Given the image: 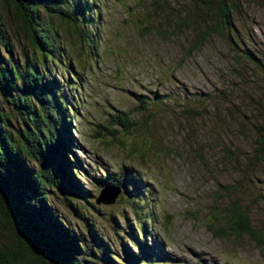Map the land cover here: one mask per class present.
<instances>
[{"label": "rangeland", "instance_id": "rangeland-1", "mask_svg": "<svg viewBox=\"0 0 264 264\" xmlns=\"http://www.w3.org/2000/svg\"><path fill=\"white\" fill-rule=\"evenodd\" d=\"M230 1L232 26L196 50L214 25L216 0H85L92 54L54 23L63 57L45 76L55 95L71 90L65 173L78 188L52 174L62 186H46V198L81 240L86 264H104L102 256L110 264H264V0ZM0 13L20 62L29 45L1 5ZM67 59L77 90L56 77ZM82 63L92 66L74 68ZM9 111L0 95V112ZM117 111L130 132L112 125ZM106 182L121 191L113 203L96 204ZM233 205L259 246L209 231ZM5 239L0 231V245Z\"/></svg>", "mask_w": 264, "mask_h": 264}, {"label": "trees", "instance_id": "trees-1", "mask_svg": "<svg viewBox=\"0 0 264 264\" xmlns=\"http://www.w3.org/2000/svg\"><path fill=\"white\" fill-rule=\"evenodd\" d=\"M88 4L85 0H0L30 48L29 53L21 55L20 62L10 55L6 22L0 13V95L10 106L8 115L0 112V231L6 236L0 245V264H86L81 240L53 213L46 198V186H62L54 183L52 174L70 188L78 185L65 173L71 161L65 144L70 119L65 111L69 110L66 94L71 90H66L63 97L55 95L56 83L45 72L58 55L63 57L54 23L71 32L77 47L85 45L93 53L94 31L85 10ZM232 9L230 0H216L214 25L198 36L190 50H196L208 36L232 26ZM70 62L61 61L62 74L56 77L65 81L64 85L73 82L69 86L77 90V75L66 70L72 69ZM76 66L89 69L92 63L74 65L75 69ZM110 120L113 126L130 132L132 124L120 111ZM104 130L109 135L113 133ZM263 144L264 140L259 139L258 145ZM30 161L38 168L32 169ZM106 184L121 191L117 184ZM219 220L221 226L208 227L214 237L229 232L235 237L245 235L258 246L262 241L237 205L225 210ZM140 248L134 244V249ZM100 261L110 264L108 256H102Z\"/></svg>", "mask_w": 264, "mask_h": 264}, {"label": "water", "instance_id": "water-1", "mask_svg": "<svg viewBox=\"0 0 264 264\" xmlns=\"http://www.w3.org/2000/svg\"><path fill=\"white\" fill-rule=\"evenodd\" d=\"M119 190L117 188H114L112 186H105L99 191L98 198L95 199V203L98 204L101 203H113L115 198L118 195ZM107 200V201H106Z\"/></svg>", "mask_w": 264, "mask_h": 264}]
</instances>
